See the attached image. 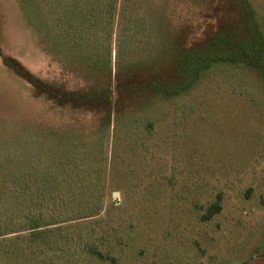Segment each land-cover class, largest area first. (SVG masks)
<instances>
[{
  "label": "rangeland",
  "instance_id": "rangeland-1",
  "mask_svg": "<svg viewBox=\"0 0 264 264\" xmlns=\"http://www.w3.org/2000/svg\"><path fill=\"white\" fill-rule=\"evenodd\" d=\"M208 1L125 0L113 47L120 24L147 7H163L173 26L185 18L197 25L220 8ZM31 2L54 30L55 15L72 0ZM250 2L264 30V0ZM146 37L139 31L136 41ZM46 45L20 0H0V264H264V83L231 65L156 103L119 142L84 144L68 211L80 219L26 232L42 216L32 212L29 221L28 187L8 175L43 167L45 147L75 115L34 97L4 58L49 83H83ZM217 193L221 210L202 221Z\"/></svg>",
  "mask_w": 264,
  "mask_h": 264
},
{
  "label": "trees",
  "instance_id": "trees-1",
  "mask_svg": "<svg viewBox=\"0 0 264 264\" xmlns=\"http://www.w3.org/2000/svg\"><path fill=\"white\" fill-rule=\"evenodd\" d=\"M124 1L72 0L55 15L52 30L31 0H20L27 25L45 45H51L63 72L77 73L83 81L75 87L49 83L34 77L15 60L4 58L5 64L31 86L34 97L75 115L45 147L44 159L38 155L43 167L8 175V179L28 187L25 209L29 221L32 212L42 216L41 223L28 225L26 232L80 219L69 218L68 211L72 182L82 173L80 150L84 144L97 149L99 137L119 142L156 103L188 94L219 64L243 67L264 83V30L250 0H210L211 6L220 5L218 12H211L213 19L197 25L185 18L173 26L163 7H147L120 24L122 32L113 47L119 20L125 14ZM142 30H146L145 41H136ZM221 199L217 193L201 215L202 221L221 210ZM93 253L105 258L100 252Z\"/></svg>",
  "mask_w": 264,
  "mask_h": 264
},
{
  "label": "water",
  "instance_id": "water-1",
  "mask_svg": "<svg viewBox=\"0 0 264 264\" xmlns=\"http://www.w3.org/2000/svg\"><path fill=\"white\" fill-rule=\"evenodd\" d=\"M117 194V192H113V195H116Z\"/></svg>",
  "mask_w": 264,
  "mask_h": 264
}]
</instances>
